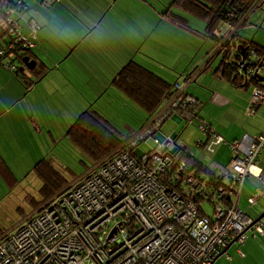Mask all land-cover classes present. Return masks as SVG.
Instances as JSON below:
<instances>
[{
	"label": "built area",
	"instance_id": "1",
	"mask_svg": "<svg viewBox=\"0 0 264 264\" xmlns=\"http://www.w3.org/2000/svg\"><path fill=\"white\" fill-rule=\"evenodd\" d=\"M16 4L0 17V59L9 71L15 70L12 50H32L39 29L28 19L29 33L22 34L14 15L25 8L21 0ZM254 99L262 101L263 94L255 90ZM162 105L122 146L2 234L0 264H213L249 230L263 235V224L238 208V198L246 180L264 187V135L226 142L198 118L199 104L180 87ZM173 116L197 125L205 136L197 146L207 153L227 144L229 166L207 165L217 186L195 177L192 163L180 160L175 141L161 133ZM148 138L154 147L141 152ZM258 197L264 201L255 193L247 201L251 208Z\"/></svg>",
	"mask_w": 264,
	"mask_h": 264
},
{
	"label": "crops",
	"instance_id": "2",
	"mask_svg": "<svg viewBox=\"0 0 264 264\" xmlns=\"http://www.w3.org/2000/svg\"><path fill=\"white\" fill-rule=\"evenodd\" d=\"M21 1L23 3V7L25 8V11L23 12V14L26 13L24 17L25 21L32 19L39 25L37 37L34 41V48L32 49V59H29V62L34 63L32 66L37 68L35 72L38 73V76L39 74L43 73V70L46 72L43 73V76L37 78L38 76H36L34 72L32 73L31 71H28L29 69H27L25 66L23 69L19 66V68L22 69H19V72L25 79V83H21L14 75L10 73L9 70H6L2 67L0 68V180H2L6 186L13 188L17 187L22 180L17 177L18 175L15 172V169L20 168V165H23L24 168H29L30 170L27 172L28 176L32 178L35 177L36 179L37 177L33 173L32 169L34 165L41 160L45 159L55 169H57L55 167L57 164L56 159H49V153L43 154L45 150L46 152L49 150V144L47 140L48 138H51V142L55 146L57 140L60 141L61 138L66 137L68 128L77 119L76 117L73 123H70L67 127H65L64 134L62 130V134L59 135L58 128L56 126L47 128L46 125L41 124V121L44 120L46 122L45 119L47 118L38 117L41 113L39 109L38 111L27 109L22 104V100L27 97L28 93L37 90V88L40 87V94L52 95V101L60 104L61 107H64V101L69 100L72 97L71 92L75 90L79 94V97L82 101V108H85L79 112L82 113L85 110L95 111L93 107L97 104L98 96L101 90L107 89L108 86H112L111 83L115 76L112 74V72H110L109 81H103L102 78L97 76V73L101 71H98L95 66H89L90 63L86 62L80 66L72 65L65 67L52 65V67H50V71H52V69H56L54 70L56 75L55 78L50 80L49 76L47 75H49L51 72L46 74L49 68L44 66L37 51H40V56H42L41 54L47 55V53L44 52V48L47 46L49 49L50 43L54 38L58 40V44L56 49L53 51L58 57L59 54L60 57H62L72 48H80L83 45L86 53L96 52L97 50L101 52L104 50L107 51L108 49L112 48L114 29L111 24L103 22L107 15L112 13V18H114V20L119 23L122 21V18L126 19L127 12L125 16V9L128 7L127 3L129 2L128 0L127 3L123 4L124 6L121 5L119 7V0H60L59 2H55V0H49L51 3L47 6L46 2L44 3L45 0ZM131 1L140 2L145 8L148 9V18L150 19L151 29H155L157 24L163 26L162 22H164L168 24L169 27L179 29L180 32L174 33V31L168 30L165 27L161 29L162 31H165L166 33L169 31L174 34L176 38L179 37L185 42H191L194 40L195 44L201 45L202 43L207 44V42H209L207 39H211L217 43V41L222 38H224V42H226L229 37L232 36V34L237 30L234 29V31L229 33L227 24L219 23L213 32H208L206 30L208 25V17L206 16V18H202L201 16H198L195 11H192L188 7H184V3L182 1L177 2V0H175L172 5L171 3L167 4L166 0H130V2ZM43 4L46 9L42 7ZM256 5H258V3ZM213 7L214 5L212 4L208 5V8L212 9ZM36 8L40 9L41 12L37 11ZM256 8L258 7L255 6L246 16V22ZM35 12L37 13L35 14ZM166 15H168V17H166ZM192 20H196L201 23L202 28L199 29L201 31H198L197 29L195 30L194 27H192ZM60 31L62 35L65 34L64 39H60ZM62 31L65 32L63 33ZM116 32L118 34L120 33L118 30H116ZM28 33L29 31L25 23L22 26V34L27 36ZM256 40L253 39L255 44L264 49V43ZM99 42H101V44ZM208 44L211 45V48L206 49V53L201 56L202 60L200 65H197L191 71H188V69L183 70L185 72H180V75L178 76L179 78H183L186 75L185 73H187L189 77L185 76V78H193L192 82H199V87L202 89L201 91L204 92V94L200 93L203 96L201 98H204L203 100L207 103V106L203 108L202 102L198 100L199 97L188 91V87H190V85L186 87L182 85L185 94L193 97L199 102L200 111L198 113V118L201 121L207 123L212 128V130H214L228 143L240 140L246 135L252 138L264 135V82H260L263 100L257 102V100L254 99V91L258 90L257 88L253 86L246 88L234 86L229 81L222 78L223 74L220 71L222 59L217 55V52H219L218 50L220 48L216 47L217 44L212 45L210 42ZM239 45L240 44H237V46ZM184 50L190 54L191 58L188 59L190 62L193 58V50L191 48ZM196 53L194 54L195 58H197ZM44 55V58H50L49 56L45 57ZM213 65H215V68L212 71V68L214 67ZM210 70L212 71L211 76H206L205 78L201 77L200 80L198 79L199 81L197 80L198 76L202 75L205 71ZM194 74L195 76L192 77ZM260 75L264 79V70L260 72ZM47 79H49V83H51V85H49V87L43 88L42 84ZM9 85H14V88L11 89L8 94H6L4 91L9 90ZM173 86L177 88L179 87L176 82L173 83ZM19 89H21L20 93H18ZM143 114L146 118L147 115L145 112H143ZM104 118L106 119V117ZM171 119L177 123H181L183 121L178 116H173ZM143 122L136 130L132 129V127H129L128 124H125V128L129 132L125 141L130 139L133 135L138 133L139 130H141L144 125ZM170 137L176 143L178 135L173 133ZM203 140H205L204 135L199 141L201 142ZM68 141L71 142L70 140ZM45 143L47 144V147L45 150H42L41 145H45ZM71 145L75 147L73 143ZM187 148L184 149L191 153L201 163H215L221 167L229 166L231 152L227 145H220L216 147L213 154L207 153L212 159L213 156L218 159H213L214 162H209L207 160L208 158H206L207 156L200 154V151H204L203 148L194 147L197 152H195L193 148ZM259 161L261 167L264 168V152L261 155V159L259 158ZM92 164L93 167L96 165V163L93 162ZM93 167L89 169H92ZM87 169L88 168H86V171L73 181L67 180L64 175H62L66 181L69 182V186L81 178L89 170ZM22 174L24 175V173ZM28 176L25 175V179H27ZM245 186L247 187L245 188ZM258 186L259 183L255 179L251 178L244 182L240 192L238 198V208L248 215L249 212L255 207L264 204V201L259 197L256 204L252 206V209H250L251 206L247 203L252 195L260 192L258 191ZM244 188L246 189L245 195L247 199L245 200L246 209L242 210L239 207V203L240 197L244 192ZM260 195H264L263 190H261ZM33 212L34 210H32V213ZM262 214H264V210L257 212L255 218L251 217L250 215L249 216L255 221ZM262 237L264 238V225ZM249 249L258 253L254 246H250ZM261 249L264 250L263 247H261ZM241 258L246 260L245 255ZM229 261H231L232 264L235 262H233V260Z\"/></svg>",
	"mask_w": 264,
	"mask_h": 264
},
{
	"label": "rangeland",
	"instance_id": "3",
	"mask_svg": "<svg viewBox=\"0 0 264 264\" xmlns=\"http://www.w3.org/2000/svg\"><path fill=\"white\" fill-rule=\"evenodd\" d=\"M127 1L128 0H119V7L127 3ZM45 2L49 4L51 3L49 0H45L44 3ZM166 2L167 4H173V1L171 0H166ZM127 5L128 7L125 9V16L127 12L126 19L122 18V21L119 23L112 18V13L108 14L103 22L111 24L114 29L112 48L107 51L104 50L101 52L97 50L96 52L86 53L83 45L80 48H72L62 57H60L59 54L58 57L53 51L56 49L58 44V40L56 38L51 41L49 49L45 44L46 47L44 48V52L47 53V55L41 54L42 56H40V51H37L44 66L49 68L46 74L51 72L47 75L49 76V79L52 80L56 75L54 71L56 69H52V71H50V67H52V65L65 67L72 65L80 66L87 62L90 63L89 66H95L98 71H101L97 73L98 77L102 78L103 81H109L110 72L115 75L120 67L128 61L133 60L135 63L142 65L149 71L162 77L170 84L176 82L179 87L181 86L180 88H183L182 85L185 87L190 85V87H188V91L199 97L198 100L202 102L203 108L206 107V101L203 100L204 98H201L203 96L200 93L204 94V92L201 91L202 89L199 87V82H192L193 78H185L187 73H185L186 75L183 78H179L178 76L183 70L188 69V71H191L197 65L199 66L202 60L201 56L206 53V49L211 48V45L208 43L210 42L212 45H215L216 43L211 39H207V41H209L207 44L202 43L201 45L195 44L194 40L191 42H185L179 37L176 38V36L169 31L167 33L162 31L161 29L165 27L168 30L174 31V33L180 32L179 29L169 27V25L164 22H162L163 26L157 24L155 29H151L150 19L148 18V9L145 8L142 3L136 1L130 2L129 0ZM256 6L258 8L253 11L252 15L246 22V26L240 30V33L252 41L257 38V40L264 43V0H259L258 5ZM42 7L45 8L44 4ZM37 11H40V9H37ZM36 13L37 12H35V14ZM25 15L26 13L14 15L16 19H20L21 27L25 24L24 22H26L24 18ZM191 24L195 30L197 29L198 31H201L199 29L202 28V25L199 21L192 20ZM116 30L120 33L118 34ZM62 32L64 33L65 31ZM59 37H61L60 39H64L65 34L62 35L60 31ZM99 43L101 44V42ZM189 48L193 50L192 62L190 61L191 64L188 60L191 56L184 50ZM195 53L197 58H195ZM43 55L45 57L49 56L50 58L46 59ZM213 66L212 71L215 68V65ZM212 71H205L202 75L197 77V80H200L201 77L205 78L206 76H211ZM42 72L44 73L46 71L43 70ZM184 72L185 71H183V73ZM194 76L195 74L192 75V77ZM49 79L43 82V88L51 85V83H49ZM13 88L14 85H9V90L4 91V93L8 94V92ZM20 92L21 89H19L18 93ZM71 93L72 97L69 100H65L64 107H61L60 104L52 101V95L40 94L39 87L37 90L29 92L27 97L22 100V104L27 109L34 111H38L39 109L41 113L38 117L47 118L45 119L46 122L42 120L41 124L46 125L47 128L56 126L60 135L62 134V130L64 134L65 127H67L70 123H73L76 117L79 116V111L85 109L82 108V101L79 94L75 90ZM161 107H163V105ZM93 109L106 117V119L109 120V122L122 134L124 138H126L129 134L125 128V124H128L129 127L136 130L141 126L145 118V115L137 105L127 99L122 93L112 86H108L107 89L101 90L98 96L97 104L93 107ZM161 133L166 137H170L173 133L177 134V145L183 148H193L195 152L197 151L194 147H198L197 141L203 137V133L198 130L197 125L195 123L189 124L186 120H183L181 123H177L174 120L169 119L162 126ZM55 137L57 138L56 135ZM47 142L49 144V150H47V152L45 150L47 144L45 143V145H41V149L45 150L43 154L49 153V159H56L57 164L55 167L67 180L73 181L79 175L83 174L86 171V168L93 167L89 158L76 146L74 147L71 145L72 143L69 142L66 137L61 138L60 141L57 140L55 146L51 142V138H48ZM153 147V138H148L141 143L139 150L141 152H147ZM200 154L207 156L206 158H208L207 160L209 162L218 160L215 156H213V160L205 150L200 151ZM29 170V168H24L23 165H20V168L15 169V172L18 175L17 177L22 179L21 183H19L17 187L13 188L6 186L4 182L0 180V232H2V234L9 232L18 222L29 216L32 213V198L34 197L37 200V197H39L38 189L41 185L40 181L35 177L32 178L28 176L27 172ZM22 173H24V175ZM25 175L28 176L27 179H25ZM246 187L247 186H245V188ZM245 188L240 197L239 203V207L242 210L246 209L245 200L247 198L245 195ZM257 188L260 192L261 190L264 191V187L261 184H259ZM203 209L206 215H212L213 207L211 204H203ZM263 210L264 204H261L251 210L249 215L255 218L256 213ZM262 224L264 225V218L262 219ZM262 238V235L249 230L245 234V239L242 244H233L226 254L219 257L214 264H232L229 260H233V262L235 261L233 264H264V250L261 249V247L264 248V238ZM250 246H254L258 253L251 251L249 249ZM238 250L244 253L246 260L241 258L238 254Z\"/></svg>",
	"mask_w": 264,
	"mask_h": 264
},
{
	"label": "trees",
	"instance_id": "4",
	"mask_svg": "<svg viewBox=\"0 0 264 264\" xmlns=\"http://www.w3.org/2000/svg\"><path fill=\"white\" fill-rule=\"evenodd\" d=\"M18 1L0 0V17L4 16L7 8L11 9L12 6H16ZM180 1L184 3V7L195 11L198 16L202 18L208 17L206 28L208 32H213L219 23L227 24L229 33L237 29L226 42H224V38L219 39V41L216 40V47L220 48L217 55L222 59L220 64V71L223 74L222 78L234 86L242 88L253 86L262 92L261 83L258 80L262 76L258 73L256 74L258 77L255 78V73L252 72L264 70L262 66L264 63V49L240 33V30L246 26V16L259 0H177V2ZM211 4L214 5L212 9L208 8V5ZM0 37H3L1 32ZM237 44L240 45L237 46ZM4 45L0 42V48L4 49ZM12 52L16 57L14 60L15 70L10 71V73L19 82L25 83V79L19 72V66L22 69L24 68L22 64L24 58L32 59V50H23L20 47L12 50ZM4 63V60L0 59V67ZM35 70L36 68L28 71L34 72L38 76ZM40 76H43V73L39 74L37 78H40ZM111 84L145 112L147 116L143 124L148 122L152 115L160 109L163 102L171 98L176 92V87L173 84L168 83L162 77L135 63L133 60L125 63L118 70ZM196 102L199 104L197 100ZM198 107L200 111V106ZM66 138L86 155L91 162L96 164L117 150L126 140L109 120L98 112L89 110L80 113L75 122L68 128ZM176 147L178 158L192 163L195 177L206 176L213 185L217 186L215 174L207 168L208 164L201 163L194 156L190 157L188 151L177 146V144ZM32 170L41 184L38 189L39 198L37 200L32 198L31 200L32 210L35 211L44 202L66 189L69 182L66 181L60 171L55 169L45 159L37 162ZM1 235L2 232H0Z\"/></svg>",
	"mask_w": 264,
	"mask_h": 264
},
{
	"label": "water",
	"instance_id": "5",
	"mask_svg": "<svg viewBox=\"0 0 264 264\" xmlns=\"http://www.w3.org/2000/svg\"><path fill=\"white\" fill-rule=\"evenodd\" d=\"M242 54H243V52H242ZM22 64H23L27 69H29V70H31V69L34 68V66H32L34 63L29 62V58H24L23 61H22ZM21 70H22V69H21ZM254 77L256 78V77H258V75L255 74ZM258 80H259V82H264V79H263L262 77H259ZM263 218H264V214H262L259 218H257V219L254 221V223H256V222H261ZM113 233H114V231H113ZM232 245H233V243H232V244H231L226 250H224V251L222 252L221 256L224 255V254H226V252L230 249V247H231ZM214 263H215V262H214ZM214 263H213V264H214Z\"/></svg>",
	"mask_w": 264,
	"mask_h": 264
},
{
	"label": "flooded vegetation",
	"instance_id": "6",
	"mask_svg": "<svg viewBox=\"0 0 264 264\" xmlns=\"http://www.w3.org/2000/svg\"><path fill=\"white\" fill-rule=\"evenodd\" d=\"M35 67H36V66H35ZM34 69H35V68H34ZM31 70H32V69H31ZM36 70H37V68H36ZM36 70H35V71H36ZM62 191H63V190H62ZM38 195H39V194H38ZM33 198H34V197H33ZM38 198H39V197H37V199H38Z\"/></svg>",
	"mask_w": 264,
	"mask_h": 264
}]
</instances>
